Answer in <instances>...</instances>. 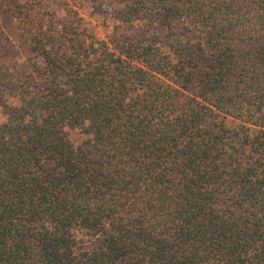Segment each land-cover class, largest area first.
<instances>
[{
  "label": "trees",
  "instance_id": "trees-1",
  "mask_svg": "<svg viewBox=\"0 0 264 264\" xmlns=\"http://www.w3.org/2000/svg\"><path fill=\"white\" fill-rule=\"evenodd\" d=\"M112 2L0 0V264H264V0Z\"/></svg>",
  "mask_w": 264,
  "mask_h": 264
},
{
  "label": "rangeland",
  "instance_id": "rangeland-1",
  "mask_svg": "<svg viewBox=\"0 0 264 264\" xmlns=\"http://www.w3.org/2000/svg\"><path fill=\"white\" fill-rule=\"evenodd\" d=\"M41 3L43 6L48 7H58L60 4L63 6V0H35ZM65 10H59V19H64L66 17ZM115 5L112 0H103L102 7L98 10L94 9L92 6H86L83 10L84 20L86 24L97 26L98 30L102 35H105L112 31L115 20ZM139 27H146L149 29L150 33L158 32V28L155 25H150L148 22L140 21L138 22ZM0 28L4 35L11 38L14 44V52L6 60L13 69L17 77L22 79L26 77H32L35 75L34 65L37 64L39 67L41 65L40 59L35 56L29 49L28 45L20 39V28L18 22L10 15H4L0 19ZM9 103L15 106L20 104V101L16 98H11ZM70 138L78 146L88 139V136L80 131H71ZM80 239L87 240L89 237L84 233H79Z\"/></svg>",
  "mask_w": 264,
  "mask_h": 264
}]
</instances>
